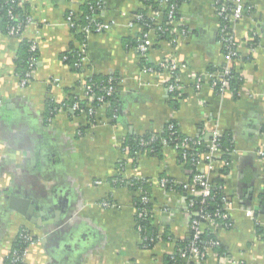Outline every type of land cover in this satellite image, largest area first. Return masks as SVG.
<instances>
[{
  "label": "crops",
  "instance_id": "crops-1",
  "mask_svg": "<svg viewBox=\"0 0 264 264\" xmlns=\"http://www.w3.org/2000/svg\"><path fill=\"white\" fill-rule=\"evenodd\" d=\"M160 1L19 0L29 19L24 30L19 36L0 32V264H8L23 229L37 238L25 264H165L191 234L189 194L177 187L193 170L171 146L136 160L127 145L135 136L162 133L170 122L204 144L216 133L223 137L231 152L227 159L222 149L211 179L226 169L221 177L230 226H220L217 239L238 263L264 264V231L257 228H264V0H245V16L234 29L240 84L223 93L208 79L196 84L225 65L218 0H177L169 39L157 41L159 29L149 34L150 67L167 61L177 67L181 88L171 98V73L146 72L137 49L147 30L136 18L155 19L158 12L161 26L167 8L155 10ZM84 4L86 19L95 16L112 28L82 41L67 17L72 9L83 13ZM29 42L37 44L39 61L23 87L17 67ZM83 45L79 72L67 57ZM110 77L119 79L118 106L90 116L82 82ZM76 102L84 112L70 110ZM119 172L152 184L160 236L151 250L141 247L134 192L110 181ZM257 206L253 219L247 212ZM199 264L221 263L209 250Z\"/></svg>",
  "mask_w": 264,
  "mask_h": 264
},
{
  "label": "built area",
  "instance_id": "built-area-1",
  "mask_svg": "<svg viewBox=\"0 0 264 264\" xmlns=\"http://www.w3.org/2000/svg\"><path fill=\"white\" fill-rule=\"evenodd\" d=\"M73 2L77 0H72ZM100 6V5H99ZM161 7L169 8V20H171V23L176 22L173 18L174 13L176 12V5L172 4L170 0H161L160 6ZM101 7H99L100 9ZM246 13V7H245V0H218V15L220 19H223L225 24L221 26L220 28V39L219 42L222 46V48L225 50V65L223 69L220 72L216 73H209L205 77H198L196 79L197 86L201 85L205 79H208L213 88L217 89L218 92L223 93L228 89L229 79L232 75V67L234 66L233 63L236 59L239 58L238 54V48H237V40L234 35V29L238 25V23L243 19ZM9 15L11 19L14 18L12 9L9 10ZM155 22L158 23V17L160 16V13H155ZM137 21L140 23H144V27L147 30L145 33L143 41L140 42L137 49L140 52V55L144 60L148 61V53L150 50V40H149V34L153 28H151L150 24L146 23L144 21L145 17L143 15L137 16ZM29 19L27 20L26 24L28 23ZM67 22L69 26L73 29H78L79 32L85 37L90 36L93 33H103L106 31H109L112 28V25L101 22L98 18L95 16H90L87 18V24L84 26H80L77 23V17H76V11L73 9L70 11ZM24 30L23 24H19L17 26H13L10 29L9 35L11 36H19L22 31ZM38 48L37 44L35 42H32V45L30 46V52L34 55L32 59H30V70L25 73L24 77L20 78L21 84L23 87H26L30 84L31 79L33 78V74L35 72V69L38 64V59H36L35 54L37 53ZM86 57V47L85 45L82 46L77 51V60L75 63V67L82 70L84 69V63ZM146 72H156L153 68H144ZM159 70H167L171 73L172 79L170 81V84L168 85V94L171 93H177L180 91L181 84L179 80V75L177 73V67L172 62H162L159 65ZM117 79L111 78L109 80L108 85L102 86L101 89L103 91L102 95H97L96 93V85L91 83H86L85 81L82 82L81 88L83 90V93L85 97L89 101V112L88 114L94 115L96 112L99 111V109L103 107L110 106V102L108 101L109 97H114L117 94L118 91V85H117ZM83 105L79 102H76L70 107V110L74 113L80 111L84 112V109L82 108ZM176 132L174 131L173 125L169 127V137L170 140L173 141L174 135ZM221 136L219 134H215L213 139L209 141L208 143L204 144L201 140H196L190 137L183 138L180 143L177 146H174L173 148L175 150L181 151V155L183 157V160L190 159L192 163L195 166L196 174L192 177V181H189L186 185H184V190L189 194L190 200L189 203V216H190V230L192 232V239L190 244L184 249L179 250L180 257L184 264H199L204 261V259L207 256V252L213 251L214 248H216L219 245L218 239L212 238V236L217 237V229L220 227L219 219L225 221L223 224V227H229L230 226V217H229V210H230V204L228 203L227 199H223L224 207L218 209L215 213L210 214L207 209V200L212 197V188L213 184L211 182V175L213 173V167L214 164L220 159V152H222V149L218 143L219 138ZM146 141L144 139L140 140V146L142 148H150L152 142ZM160 141L163 146L170 147V141L167 138H160ZM205 146L207 148V151L205 153H202L198 156V159L196 158L195 154H191L190 151L192 150L193 146ZM260 155L264 159V148L260 152ZM119 175H123V172H119ZM163 185L167 184V181L165 179L161 180ZM100 184V183H98ZM1 196V191H0ZM196 197H200V206L199 208L195 209L196 202L194 201ZM149 198L145 194L143 197V202L148 203ZM104 205H108V203H105ZM256 212L255 209H252L247 212V214L252 217L253 219H256ZM136 213L139 215L140 218H146L148 213L145 209L137 210ZM139 230V229H138ZM205 233H208L209 236H211L212 239L205 242V245L207 246V251L204 252L202 249H200V243H204V235ZM22 238L30 243V246L37 241H34L32 238V235H28L27 233L22 234ZM210 238V237H209ZM29 246V247H30ZM28 248L24 251H14L13 254L9 256L10 263L11 264H23L25 262V258L28 252ZM215 253V252H214ZM217 256L218 254L215 253ZM221 264H240L237 261H235L232 257H229L228 255L224 254L221 256H218Z\"/></svg>",
  "mask_w": 264,
  "mask_h": 264
},
{
  "label": "trees",
  "instance_id": "trees-1",
  "mask_svg": "<svg viewBox=\"0 0 264 264\" xmlns=\"http://www.w3.org/2000/svg\"><path fill=\"white\" fill-rule=\"evenodd\" d=\"M170 2L172 4H175L177 9L176 12L174 13V20H176L178 18V1L177 0H170ZM159 9V7L156 5L155 10ZM12 9L13 11V15L14 18L11 19L10 15H9V10ZM83 9V13H80V15L77 17V23L80 26H84L87 24V19L85 18L86 16L89 15V7L88 4H84L82 6ZM157 9V10H158ZM24 8L21 5V3L19 2V0H0V32L9 35L10 29L13 26H17L19 24H23V27L25 28L26 26V22L28 20V17L26 16V14L23 12ZM169 8L168 9H163V20H162V25H156L157 22H155L154 18H146L144 14H142L145 19L144 21L148 24H150L151 28L153 29H159L160 30V36L159 40L157 41H161V40H168L170 36V34H172V29L174 28V26L172 25V21L169 20ZM177 21V20H176ZM222 21V25L225 24L224 20L221 19ZM144 24V23H142ZM73 31H77V29L73 30ZM82 41L85 39V37L79 33L78 36ZM167 38V39H166ZM32 45V43H26L24 46V54L21 57L22 61H21V66L17 67V71L19 73V77L22 78L24 77L25 73H27L30 70V59H32V57L34 56L31 52H30V46ZM138 47V46H137ZM77 52V50H74ZM225 52V50H224ZM36 59H38L39 54H35ZM77 60V55H72L69 54V56L67 57V61L68 62H73ZM39 61V60H38ZM141 62H142V67L143 68H149L150 65L148 63V61L144 60V58L141 57ZM74 63V62H73ZM74 63V64H75ZM155 69L157 72L160 71L159 67H150ZM78 69V68H77ZM78 71L80 72L81 70L78 69ZM232 71V75L231 78L229 79V88L231 87V90L236 89V87L239 86L240 84V78L237 76V74L234 71V67H232L231 69ZM111 78H116V77H110V78H106V79H86L85 82L86 83H91L96 85L97 89H96V93L97 95H102L103 91L101 89L102 86H106L109 83V80ZM117 79V85H118V81L119 79ZM32 80V79H31ZM172 82V81H171ZM119 87V85H118ZM217 90V89H216ZM218 91V90H217ZM179 94V92L177 93H171L170 98L171 97H175ZM108 101L110 102V106L111 107H117L118 106V102H117V94L114 97H109ZM84 106V105H83ZM173 125L174 127V131L176 132V134L174 135L175 137L173 138V141L170 140L169 137V127ZM186 136L183 135L181 133V131L177 128V125L174 122H170L168 123V125L165 127L164 131L162 133H151V134H147L141 137L135 136L132 138V140L129 142V144L127 145L129 147V152L132 154V157H134L136 160L139 156L140 153H148L151 155H160L161 151L163 150V148L165 146L162 145L160 138H167L170 141V146L174 147L177 146L180 141L185 138ZM144 139L146 141H151L152 139H154V141L151 144L150 148H142L140 146V140ZM224 139L221 136L219 138V145L221 147V149L225 150V157L227 159H229V153L231 152L230 150H226V147L224 146ZM207 151V148L203 145V146H193L192 150L190 151L191 154H195L196 158L198 159V156L201 155L202 153H205ZM179 156H180V160H183V157L181 155V151L178 150ZM184 161V160H183ZM185 162L187 163L186 165L191 167V169L193 170V173L190 177L189 181H192V177L196 174V169L194 164L192 163V161L190 159L185 160ZM226 172V169L222 170L219 173L218 177H213L211 179V182L213 184V188H212V197L211 199L209 198L207 200V205H206V209L210 214L215 213L218 209L223 208L224 207V203H223V199L225 198V193H224V179L221 177V174H224ZM226 174V173H225ZM167 181L166 186L168 188L171 187V183H170V179L168 178H163ZM112 184L114 185H120V186H125L129 189H131L134 194V206L136 211L140 210V209H145L148 213L146 218H140L139 215L136 213L135 216V222H136V228L137 231L139 233V236L141 238V247L143 249L146 250H151L155 247L158 239H159V230L154 226L153 224V218H154V214H153V198H152V192H151V187L152 184L149 180H143V179H127L122 175H117L115 178L110 180ZM176 188V187H175ZM173 188V189H175ZM178 189H181L183 191L184 190V186H178ZM172 189V188H171ZM147 195L149 198L148 203H144L143 202V197L144 195ZM195 202H196V206L195 209L201 207L200 206V197H196L194 198ZM190 200V197H189ZM188 200V201H189ZM258 214V212H256V215ZM220 226H223L224 222L223 220H218ZM260 226L258 225V232H262L264 231V228H259ZM139 229V230H138ZM23 233H27L28 235H30V232L27 229H23L20 232V235L18 236V238L16 239V241L13 243L12 249H11V254H13L14 251H24L26 250V248H28L30 246L29 242H26L23 238H22V234ZM192 232L190 234L189 239L185 240L184 242L180 243L179 246L177 247L176 251L174 254H171L170 256L166 257L165 259V264H184L180 254L178 253L179 250H184L191 242L192 239ZM210 237V238H209ZM33 240L35 241L36 238H34V236H32ZM212 238L217 239V237L212 236ZM211 236H209L208 233H205L204 235V243H200V249H202L204 252L207 251V246L205 245V242L212 239ZM213 252L217 253L218 256L221 255H228L229 257H231L229 255V253L223 248V246L221 245V243L219 242V245L213 249ZM10 254V255H11ZM8 264L10 263V258L8 260ZM23 264H25V262H23Z\"/></svg>",
  "mask_w": 264,
  "mask_h": 264
},
{
  "label": "water",
  "instance_id": "water-1",
  "mask_svg": "<svg viewBox=\"0 0 264 264\" xmlns=\"http://www.w3.org/2000/svg\"><path fill=\"white\" fill-rule=\"evenodd\" d=\"M254 209H255V211H260L261 210V207L257 206Z\"/></svg>",
  "mask_w": 264,
  "mask_h": 264
}]
</instances>
